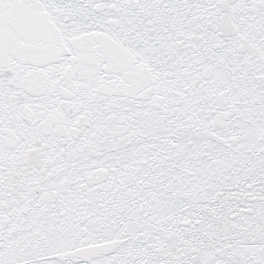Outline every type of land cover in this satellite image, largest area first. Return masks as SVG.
<instances>
[{"label":"snow or ice","instance_id":"6c2138e0","mask_svg":"<svg viewBox=\"0 0 264 264\" xmlns=\"http://www.w3.org/2000/svg\"><path fill=\"white\" fill-rule=\"evenodd\" d=\"M0 264H264V0H0Z\"/></svg>","mask_w":264,"mask_h":264}]
</instances>
